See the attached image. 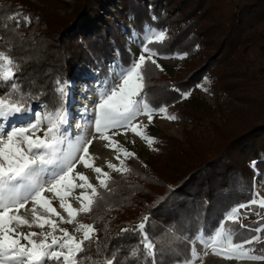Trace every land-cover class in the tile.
<instances>
[{"label": "trees", "instance_id": "1", "mask_svg": "<svg viewBox=\"0 0 264 264\" xmlns=\"http://www.w3.org/2000/svg\"><path fill=\"white\" fill-rule=\"evenodd\" d=\"M16 12L32 23L11 27L8 17ZM148 25L167 30L163 43L150 45L159 55L187 56L172 72L147 66L146 102L175 107L183 98L173 87L188 91L207 78V89L231 103L217 121L214 109L190 96L172 111L185 122L181 139L156 136L144 158L127 147L136 157H123L130 169L123 174L106 166L108 188L96 181V203L76 217L93 224L100 241L86 245L83 255L91 259L81 264H103L109 254L118 264H185L192 261L191 240L199 231L209 234L224 223L233 241H242L261 220L251 219L255 206L239 221L248 228L224 215L250 198L254 180L264 181V0H0V50L17 62L13 82L32 94L28 105L44 110L59 104L57 78L104 77L113 61L128 63L130 35ZM6 88L11 91L0 83V95ZM142 221L156 246L154 261L138 244L141 233L120 231ZM245 247L264 255L262 243Z\"/></svg>", "mask_w": 264, "mask_h": 264}, {"label": "snow or ice", "instance_id": "2", "mask_svg": "<svg viewBox=\"0 0 264 264\" xmlns=\"http://www.w3.org/2000/svg\"><path fill=\"white\" fill-rule=\"evenodd\" d=\"M13 21L11 27L19 28L22 24L28 26L32 23L31 17L27 14L16 12L8 17ZM153 20L156 17L152 18ZM7 27V26H6ZM144 41L140 44V54L126 68L120 69L119 73L114 75L113 81L109 83L106 89L101 90L98 95V102L94 105V124L95 131L101 134V138L114 146L117 152L115 159L117 164L108 163L107 167L111 172L121 173L130 171L125 167L124 159H135L136 154L122 147L118 141L111 140L106 133L110 129H123L122 133L127 134L130 131L144 140L149 146L157 143L155 137L147 134V125L134 123L139 115H147L149 124L153 123L155 115H162L168 120L178 119L175 115L167 113V105L152 106L143 98L145 91L144 80L146 69L149 64L154 65L163 71L158 64L157 57L159 53L150 47L154 42L163 43L167 39V30H158L150 25L145 26ZM136 35L135 32L132 33ZM187 53H183L179 58L183 59ZM17 62L5 51L0 50V83H6L11 91L5 89L6 94L0 95V122L7 121L15 116L31 114L34 119L29 120L25 125H14L8 130L0 129V264H47V261H54L56 264H81V260H90V256H85L86 245L99 244V238L95 235L96 228L93 224L77 223L76 217L79 213H88L99 197L96 186L92 185L88 177L81 173H74L76 162H83L85 167H93L85 158L88 156V145L92 143L87 141L83 146L69 145L65 151L62 145L65 144L63 134V125L67 123V112L65 101L67 98V81L57 78L54 82L53 91L59 98V104L52 111H45L43 114L32 112L28 105V100L32 94L24 93L23 89L14 81L15 73L12 71ZM11 73V75L9 74ZM207 78H205L206 80ZM119 80V83L116 81ZM196 87L203 86L197 84ZM182 98L187 99L191 93L182 91L173 87ZM208 91V89H204ZM18 94L17 98H12ZM47 124L44 136H37L36 133L41 130L43 124ZM95 139V137H94ZM83 152V155L76 157L77 152ZM121 156L124 159H121ZM97 180L102 188L107 189L111 179L109 172L103 171L100 167H95ZM78 178L80 183L74 182ZM75 188L89 189L90 193L82 191L80 197L87 200V204L81 205L80 209H74L71 204L65 203V197ZM52 193L53 197H58L60 208L68 214V219L57 212L52 206L51 200L45 193ZM250 201L241 203L233 207L228 213L227 220L232 223H239L241 228H248V225L240 223L239 217L244 215L247 218L248 212L253 206H259L264 210V198L258 197ZM31 200L35 205H40L48 212L59 218L60 223L76 224V231L83 232V239L76 240L71 236L67 229L60 228L57 220L37 215L33 210V221L37 226L43 229L45 225L51 227L47 234L35 232H17V228L22 225L31 226L29 220L19 215L20 209H23L27 202ZM255 215H264L261 212H255ZM147 220L148 218H143ZM258 226L254 229L256 235L243 240L239 243L233 242V232L225 231L224 223L218 226L214 236L209 241H204L211 247L213 253L220 252L225 258H232L234 255L248 257L254 260H264V255H255L254 249L246 250L245 246L255 243H262L259 233L264 232V227ZM146 224L142 221L134 228H122L123 232H139L142 239L138 242L143 247L144 255L155 258V244L149 238L145 231ZM60 235H56V233ZM39 237V239H37ZM51 238V242L48 240ZM203 240V237H201ZM26 243H21V241ZM219 244L217 248L215 244ZM99 251V249H97ZM130 257L137 256V250L133 249L129 253ZM103 264H118L116 256L109 254L105 256Z\"/></svg>", "mask_w": 264, "mask_h": 264}, {"label": "rangeland", "instance_id": "3", "mask_svg": "<svg viewBox=\"0 0 264 264\" xmlns=\"http://www.w3.org/2000/svg\"><path fill=\"white\" fill-rule=\"evenodd\" d=\"M37 1V0H35ZM116 4V1H114ZM109 13L116 18L114 14L113 8L109 9ZM136 35L132 34L129 37V43L132 46V56L128 63L120 64L117 61H113L110 65V69L104 77L97 76L96 74H84L77 76L74 80H64L67 81L68 87L67 98L65 101V109L67 112V123L63 125V134L65 137V144L62 145L65 151L68 150L69 145H80L83 146L87 143V141L91 140L92 143L88 145V156L85 158L88 160L89 164H92L93 167H85L83 162H76V167L74 169V173H81L88 177L89 182L94 185L97 180V174L94 171L95 167H100L103 171L106 172V166L108 163L117 164L119 166V162L115 159L117 156V152L114 150V146L110 145L108 141L101 138V134L95 131L94 124V105L98 102V95L101 90L107 88L110 82L113 81L114 75L119 73L120 69L126 68L134 59L138 57L140 54V44L144 41V32H135ZM159 65L165 68L167 71L172 72L176 65L181 61L179 55L177 54H164L158 55L155 57ZM10 74V73H9ZM119 83V80L116 81ZM198 84L202 85V88L196 87V85L192 86L188 92L191 93L190 96L196 97L203 104L208 105L210 108L214 109L216 114V120L221 121L222 115L220 114V110L222 108H227L231 103L228 96L220 94L215 96L212 92L204 91L207 89V81L205 78H202ZM189 96V97H190ZM188 97V98H189ZM184 98L177 101L176 108H183L185 102ZM234 102V101H233ZM238 104V103H236ZM174 106L169 105L167 107V113L169 115H173L172 111L175 109ZM32 112L43 114L45 111H52L53 109H41L40 105L30 106ZM34 117L29 114H24L22 116H15L14 119H9L7 121L0 122V129H4L5 131L11 128L14 125H25L29 120H33ZM11 120V121H10ZM134 123L141 125H147V134L156 137L158 135H172L178 139L183 137V126L185 122L181 119L176 120H168L163 118L162 115H155L153 119V123L149 124L147 115H139ZM47 128V124H43L41 126V130L36 133L37 136L43 137L44 131ZM123 129H110L106 133L111 140L118 141L119 144L127 148L129 147L133 151L140 154L141 158H144L148 155V150L153 147V145L149 146L144 140L140 137L134 135L130 129L127 131V134H116L113 135L114 132L122 133ZM95 137V139H94ZM77 160L79 156L83 155V152H77L76 154ZM123 159V156H121ZM76 183H80L81 181L78 178L74 181ZM82 191L88 192L89 189H80L75 188L71 191L69 195L65 197V203L71 204L74 209H80L82 203L87 204V200H83L80 197V193ZM254 194H258V197L264 198V181L263 180H254L252 185V192L250 194V198L247 201L255 198ZM47 197L51 200L52 206L56 208L57 212L60 213L65 220H67L68 214L64 209L60 208V201L58 197H53L52 193H45ZM246 201V202H247ZM244 203V202H242ZM241 204V203H240ZM239 204L233 205L229 207L226 211L224 217L227 218L230 210ZM33 210H35L37 215L44 216L50 219L57 220L60 228H65L68 230L69 234L79 240L83 238L82 231H76V226H71L67 223H60L59 218L55 217L53 214L48 212L46 209L41 207L40 205H35L31 200L27 202L23 209H20L18 214L23 216L25 219L29 220L31 226L22 225L17 228V232H37L47 234L51 231V227L49 225H45L43 229L37 226V223H32L33 221ZM244 212H248V210H242ZM255 212H261L264 214V210L260 209L259 206H255L254 214L251 216L252 220H256L261 216L255 215ZM243 215L239 217V221L241 220ZM259 226L264 227V219L260 218ZM220 225V224H219ZM218 225V226H219ZM218 226L209 234H203L202 232H198L193 239L191 240L193 258L192 261L186 262L185 264H264V260H254L248 257H240L238 254L234 255L232 258H225L224 255L220 252L213 253L211 247L208 246L204 241H209L211 237L214 236L215 231L218 229ZM258 224L254 227L256 228ZM225 231H229L225 227ZM56 235H60V233H56ZM256 233L253 230V233L245 238L249 239ZM264 232L259 233L260 239L263 237ZM203 237V240L201 239ZM243 241V240H242ZM48 242H51V238H49ZM234 243H239L241 241H233ZM21 243H26V241H21ZM214 246L217 248L220 245L217 243ZM5 264H9L7 260H5ZM177 264V263H171Z\"/></svg>", "mask_w": 264, "mask_h": 264}, {"label": "bare ground", "instance_id": "4", "mask_svg": "<svg viewBox=\"0 0 264 264\" xmlns=\"http://www.w3.org/2000/svg\"><path fill=\"white\" fill-rule=\"evenodd\" d=\"M12 119H14V118H12ZM11 121V120H10Z\"/></svg>", "mask_w": 264, "mask_h": 264}]
</instances>
